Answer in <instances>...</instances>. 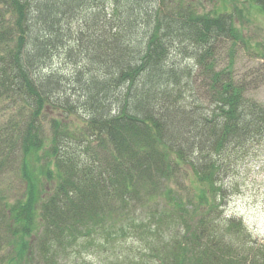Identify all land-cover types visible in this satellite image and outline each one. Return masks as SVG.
<instances>
[{"label": "trees", "instance_id": "16d2710c", "mask_svg": "<svg viewBox=\"0 0 264 264\" xmlns=\"http://www.w3.org/2000/svg\"><path fill=\"white\" fill-rule=\"evenodd\" d=\"M243 38L231 11L177 0H0V264L127 234L144 243L125 264H264L224 210L232 165L264 156L246 95L264 54L239 75Z\"/></svg>", "mask_w": 264, "mask_h": 264}, {"label": "rangeland", "instance_id": "374dc122", "mask_svg": "<svg viewBox=\"0 0 264 264\" xmlns=\"http://www.w3.org/2000/svg\"><path fill=\"white\" fill-rule=\"evenodd\" d=\"M177 1L192 3L201 12L231 11L235 16L236 27L244 36L242 42L236 46L233 56L236 72L241 75L246 67L260 65L261 54H264V14L253 0ZM246 95L264 103V83L251 88ZM46 183H49L48 179ZM15 185V193L20 192L22 185L19 182ZM224 186L225 192L228 193L224 209L226 214L242 218L254 237L264 240V156H251L233 164L224 177ZM109 235L111 233L106 236ZM98 237L100 236L95 237L96 241L81 240L77 248L80 250L79 257L71 256L63 259L62 264H105L110 260L112 250L123 252L119 264H125L128 262L127 256L138 252L144 243L138 235L135 237L123 235L122 243L117 239L112 243L106 241L99 243ZM108 244L112 246L110 248L109 245L107 249Z\"/></svg>", "mask_w": 264, "mask_h": 264}]
</instances>
